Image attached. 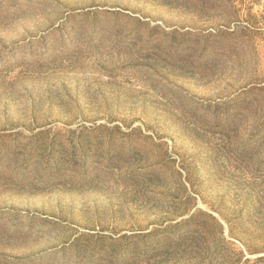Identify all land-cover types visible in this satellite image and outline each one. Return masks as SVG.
<instances>
[{
  "label": "rangeland",
  "instance_id": "374dc122",
  "mask_svg": "<svg viewBox=\"0 0 264 264\" xmlns=\"http://www.w3.org/2000/svg\"><path fill=\"white\" fill-rule=\"evenodd\" d=\"M233 1L0 0V264H264V0Z\"/></svg>",
  "mask_w": 264,
  "mask_h": 264
},
{
  "label": "trees",
  "instance_id": "16d2710c",
  "mask_svg": "<svg viewBox=\"0 0 264 264\" xmlns=\"http://www.w3.org/2000/svg\"><path fill=\"white\" fill-rule=\"evenodd\" d=\"M225 1V3H227L228 5H229V3H230V5H231V7L232 8H234L235 6L233 5V0H224ZM230 16H231V18H230V20H227V23H232V22H235V21H241L240 19H239V14L238 13H236V11H235V13L234 14H230ZM244 22H246L247 23V21H244ZM227 23H226V25H227ZM247 24H249V22L247 23ZM247 24H245L244 26H246ZM226 25H223V26H226ZM250 26H253L252 24H249ZM219 27H220V25H219ZM226 27H228V25L226 26ZM196 28H201V27H196ZM246 28H248L247 26H246ZM149 44V43H148ZM147 48V45L146 46H144V48H142V52H143V50H145ZM39 135H41V133H38V137H36V140H35V148H36V150L37 151H39V149H41L42 148V144H43V141H44V139H42V138H40V136ZM45 145H46V141H45ZM50 146H51V143L50 144H48V146H47V148H50ZM232 228H230V233L232 234ZM29 261H31V260H27V262H29Z\"/></svg>",
  "mask_w": 264,
  "mask_h": 264
}]
</instances>
